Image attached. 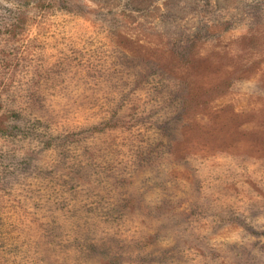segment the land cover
Listing matches in <instances>:
<instances>
[{
	"label": "rangeland",
	"instance_id": "374dc122",
	"mask_svg": "<svg viewBox=\"0 0 264 264\" xmlns=\"http://www.w3.org/2000/svg\"><path fill=\"white\" fill-rule=\"evenodd\" d=\"M0 264H264V0H0Z\"/></svg>",
	"mask_w": 264,
	"mask_h": 264
}]
</instances>
